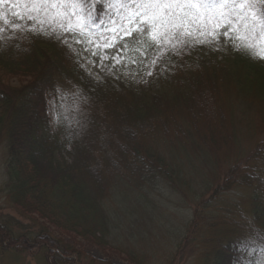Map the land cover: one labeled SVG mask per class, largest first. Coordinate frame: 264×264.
<instances>
[{"label":"trees","instance_id":"trees-1","mask_svg":"<svg viewBox=\"0 0 264 264\" xmlns=\"http://www.w3.org/2000/svg\"><path fill=\"white\" fill-rule=\"evenodd\" d=\"M23 8L0 5L3 21ZM142 11L139 2L104 0L80 37L98 42ZM217 17L201 10L187 25L197 53L206 48L199 46L203 31L222 26ZM35 19L51 27L0 38V193L19 214L0 217V264L10 254L44 264H107L56 239L48 225L130 264H264V136L246 145L242 124L231 121L264 119V36L234 25L243 40L235 47L229 41L224 56L215 43L211 57H170L174 65L163 76L156 59L150 72L159 88L136 91L104 74L109 63L94 73L79 44L69 40L70 50L58 39L69 23L63 9ZM70 23L75 27V17ZM149 44L130 48L129 57L154 49L160 57L164 43ZM16 77L29 81L12 87ZM78 114L88 118L87 134ZM33 220L47 225L24 228Z\"/></svg>","mask_w":264,"mask_h":264},{"label":"snow or ice","instance_id":"snow-or-ice-1","mask_svg":"<svg viewBox=\"0 0 264 264\" xmlns=\"http://www.w3.org/2000/svg\"><path fill=\"white\" fill-rule=\"evenodd\" d=\"M132 2H139L143 11L138 12L135 19L129 17L127 27L121 25L119 30L113 29L110 36H103L102 43L80 37V33L91 25L93 7L103 4L104 0H0V5L24 6L20 12H12V16L16 19L9 25L13 32L20 34H23L25 29L34 32L36 28L42 31L50 28V24L36 20V16H47L53 10L59 14V11L63 9L69 23L64 25V32L58 39L63 40L69 48L72 46L67 43L69 40L79 44L84 52V58L101 69L108 68L105 61L118 65L124 59L132 60L131 57L121 53H126L130 49V44L136 46L135 51H139L144 45L152 47V44H149V38L157 45L175 41L187 48L188 44L182 37L191 35L187 25L201 19V10L207 13L218 12L217 26L220 20L227 21L223 31H214L211 35L203 32V36L208 39L205 40L203 37L200 39L201 47L208 40L216 37L227 39L235 47L242 42L243 38L239 36L234 25L241 26L249 33L264 36V0H132ZM223 8L228 9L227 14L220 10ZM73 17H75V27L70 23ZM3 22V14L0 13V34L5 32ZM197 30L202 31L200 28ZM125 36H131V42L124 40ZM85 44L90 47H85ZM109 49L110 51H106ZM132 62L136 61L132 60ZM87 74L92 75L90 70H87ZM94 78L99 80V76ZM57 91L59 92L60 89L58 88ZM73 92L79 98L80 90L76 88ZM249 239L255 243L252 237L246 238V240Z\"/></svg>","mask_w":264,"mask_h":264},{"label":"rangeland","instance_id":"rangeland-1","mask_svg":"<svg viewBox=\"0 0 264 264\" xmlns=\"http://www.w3.org/2000/svg\"><path fill=\"white\" fill-rule=\"evenodd\" d=\"M3 12L4 11L2 10L1 13ZM4 15L8 16L10 19L12 17L9 14H4ZM129 17H132L133 19H135L136 15H130ZM11 21H13V19L6 20L3 23L2 26L5 27V32L3 34H0V38L5 37L6 34L12 32V29L9 26ZM220 24L222 26L218 29V32L224 30V28L226 27L227 21L221 20ZM124 26L125 27L128 26V20L124 24ZM113 29L119 30V28H113ZM112 30L109 36L112 34ZM203 32H206V31H203ZM201 36L205 40L208 39L207 37L203 36V33L201 34ZM182 38L187 42L188 44L187 48H184L183 45H181L180 43L173 41L171 43H164L161 46L162 53L160 57L157 55V53L155 54L156 50L154 49L153 51H150L149 53L147 52L143 53V56L142 55L138 56L135 59L136 61L135 63H130L128 59L122 60L120 64L118 65H113L110 62L106 61L107 64L109 63L111 65L112 69H109L108 71L104 72V74L112 76V77H116L122 80L125 84H127V86L131 87V89H134L136 91H140L139 89L141 88L157 90L159 88V84L157 83V80H156L157 76H153L150 72V69H151L150 62L152 65V62L154 60L156 61V59L158 62L162 61V66H165L166 67L165 69H161L160 67H158L157 66L158 64L156 65L157 70L160 71V74L162 75V73H165V70H169V68H171L174 65L173 62H170L171 64L167 63L168 58L170 57L175 58L174 60L177 62L179 60H183V58H186L190 54L191 51L194 53L196 52L194 50V41L196 40V36H194V34L191 33V35L184 36ZM123 39L124 40L129 39L130 41L132 40V37L125 36L123 37ZM98 42L102 43L103 41L102 39H100ZM67 43L69 44V42ZM215 43L220 47V52H221L220 54L223 55V54H226V52H228L229 41L227 39L216 37L214 39L208 40L207 43H204L206 45V48H204V50H201L199 53L197 52L196 53L198 55H203L206 58L211 57L212 53H214L213 51L216 50L215 48H213L214 47L213 45ZM165 44L167 45L165 46ZM132 45L133 44H130V48L136 47L135 45L133 46ZM173 47H175V51H173ZM70 50H72V46ZM106 51H110V49ZM78 53L80 52L77 51V54ZM121 55H126L127 57H129L131 55L130 49L127 50L126 53H121ZM79 57L90 70L94 71V73L97 72L98 66H93L92 64H90L88 62V59L84 58L83 51H81V55ZM186 70L191 71L189 66L187 67ZM109 71L111 73H109ZM99 74H101L100 71H99ZM28 81L29 79H27L26 77L11 78L9 80V83H10L9 85H11L12 87H20ZM230 89L231 90L229 93H233L235 91V90H232V88ZM225 99L227 100V98ZM225 99L221 100V102L226 101ZM48 114L50 116V119L52 120V124H53L52 126H55L58 122V114H57L55 103L52 100L48 102ZM77 116L79 117L76 118V122H77V126H79L80 131L82 132L81 134L83 135L87 134L86 132L89 129L87 127L88 118L86 117L85 114H80V115L78 114ZM236 116H238V114H236ZM231 121H233L236 128L243 127L241 129L242 131L240 130L241 132L239 131V133L244 135L243 141H244V144L246 145L248 144L249 140L252 137L264 136V119L260 117L258 118V116H255V115L249 116L246 120L243 119L242 122L241 120L234 121L233 119H231ZM240 124H242V126H240ZM3 170H4L3 159H2V155L0 154V183L3 179ZM8 215L18 217L19 215L18 209L14 207L12 204H10V202L7 200L4 194L0 193V217L4 218L5 216H8ZM23 223H24V228H27L26 226H30V227H34L33 230L43 228L45 225H47L45 222L41 220H33V221H28V222L23 221ZM47 228L49 229L50 234L53 237H55L56 239L63 240L65 243L71 245L72 247H74L75 249H77L78 251H80L82 254H84L85 256L89 258H92L99 262H104L107 264H130L126 256L122 255L121 253L116 252L113 249L97 246L96 244H94L93 242L89 240L77 237L70 233L62 232L49 225ZM14 230L18 233H21V229L14 228ZM154 242H155V239H152V245H154ZM157 256H159V254ZM3 264H44V263L41 259L37 260L34 258H30L27 255H23L21 258H18V256L16 255L11 256L10 254L4 258Z\"/></svg>","mask_w":264,"mask_h":264}]
</instances>
